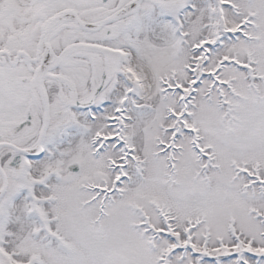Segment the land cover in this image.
<instances>
[{
	"label": "snow or ice",
	"instance_id": "snow-or-ice-1",
	"mask_svg": "<svg viewBox=\"0 0 264 264\" xmlns=\"http://www.w3.org/2000/svg\"><path fill=\"white\" fill-rule=\"evenodd\" d=\"M0 264H264V0H0Z\"/></svg>",
	"mask_w": 264,
	"mask_h": 264
}]
</instances>
